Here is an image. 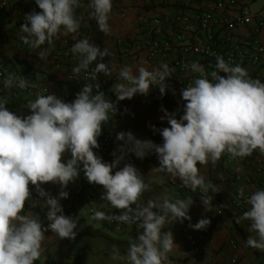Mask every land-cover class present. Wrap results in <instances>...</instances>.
<instances>
[{
    "label": "clouds",
    "instance_id": "clouds-1",
    "mask_svg": "<svg viewBox=\"0 0 264 264\" xmlns=\"http://www.w3.org/2000/svg\"><path fill=\"white\" fill-rule=\"evenodd\" d=\"M40 9L24 15L20 25L23 35L19 39L32 49H40L63 32L76 33L81 19L75 9L81 0H35ZM89 17L95 19L98 29L108 34V23L112 0H89ZM71 53L79 56L74 74L82 70L87 73L88 83L75 94V99L65 102L55 94H38L29 101L30 114L18 116L6 107L8 100L0 98V264H34L43 252L42 242L49 230L60 239H74L78 218L64 215L61 199L68 198L64 191L82 171L90 184L102 186L101 200L112 208L120 210L113 218L124 224H135L138 235L130 241L124 255L113 245L112 259L122 264H172L169 259L173 249L174 236L171 230L163 229L174 222L191 220L189 213L194 201L191 195L177 198L165 194L161 199H149L141 204L142 195L151 190L150 182L131 163L118 167L124 159L125 150L143 159L155 153L159 167L157 172L178 178L181 185L196 193L199 189L201 204L210 211L213 197L219 192L211 182L200 175L198 164H215L226 152L232 158L251 155L254 150L264 152V83L249 76L239 64L233 66L222 57H216L215 70L206 72L199 62L184 65L198 74L193 83L181 90L184 104L183 115L165 112L169 127L159 130L162 144L151 140H139L131 132L116 134L119 146L111 163L104 162L94 152L99 148L98 137L102 126L116 114L115 102L100 91L98 74L111 77L112 69L101 62L109 55L108 49L89 42L87 38L77 40ZM38 57L45 53L40 51ZM95 67L88 72L89 66ZM174 69L167 64L148 70L141 66L135 72L131 67H122L118 82L112 85L116 100L131 99L135 94L147 95L150 86H158L161 96L169 86L166 78ZM224 73L225 75H220ZM28 80L9 72L3 80L7 89L28 87ZM155 130V129H154ZM65 154L70 158L65 159ZM115 170V171H114ZM59 184L61 191L53 197L41 185ZM29 185L35 187L47 207V227L35 213H24L25 203L31 198ZM244 197V190H239ZM250 206L236 219L250 221L246 245L264 251V188H259L246 198ZM135 205V207H133ZM24 213V214H22ZM101 211L93 219H105ZM210 220L201 218L189 223L193 230H204ZM142 230V231H139ZM186 256L187 253H184Z\"/></svg>",
    "mask_w": 264,
    "mask_h": 264
},
{
    "label": "crops",
    "instance_id": "crops-1",
    "mask_svg": "<svg viewBox=\"0 0 264 264\" xmlns=\"http://www.w3.org/2000/svg\"><path fill=\"white\" fill-rule=\"evenodd\" d=\"M197 4H199L198 0H112V10L108 19L111 31L108 34L100 31L96 20H93L94 35L90 43L99 46L102 50L108 49L109 55L105 57V63L112 69V75L107 77L101 74V77L110 94V100L115 102L117 108L114 117L106 124L113 133L114 146L104 162L111 163L114 159V152L117 155L120 154L117 149L124 142L116 139V134L119 132H131L136 139L151 140L155 144H162L163 138L159 130L169 127L166 119L161 120V117L165 115L162 108L168 113H176V118L179 119L183 115L186 103L181 97L180 90L168 87L169 92L161 96L157 89L158 85L157 87L150 86V91L146 96L135 94L131 99L116 100L115 94L112 92V85L118 82V72L122 67H131L134 72L141 66L148 70L160 67L148 62L144 53L138 55L124 53L122 51L124 39L140 35L141 18L148 10L163 13L184 5L195 6ZM249 6L264 18V0H249ZM90 11L91 9H89ZM6 20L0 16V58L18 64L27 63L31 69H36L35 67L43 64L47 53L44 52V57L40 58L37 55L40 51L37 49L22 50L17 45L16 38L17 34H21V23L17 19H12L11 22ZM15 28L18 29V32L12 31ZM48 72L50 77L55 75L53 71ZM157 100L158 103L160 102L161 108L156 110L153 104ZM6 107L14 114L18 113L16 108ZM254 157L261 158L264 162V152L257 149L251 155L232 158L231 161L224 159L222 155L215 164L209 162L205 165H197L200 175L205 178L206 183L211 182L219 189V192L216 193L209 192V195L213 197L210 211H205L201 204V194L184 188L178 178L155 170L156 167H159V162L154 152L140 159L125 150L124 159L118 167H122L125 163H131L147 182H150L151 190L141 197L139 201L141 204L146 203L149 199H161L165 194H173L177 198L192 196L194 203L188 213L191 220H184L183 223L177 221L163 229V231H172L174 243L177 245L169 256L172 264H220L231 253L228 246V241L231 239L238 244L240 264H264V251L246 245V239L250 235L243 220L239 224L236 223V219L241 215L231 204L236 184L232 180L234 171L239 170L242 174L241 186L250 195L255 190L264 188L260 173L252 165L251 160ZM55 185L45 183L41 187L55 197L57 196ZM103 191L102 186L94 185L86 191L85 196L79 197L82 199V203L79 205L85 208L80 216L76 214L72 201H69L63 209V214L78 218L77 228L74 229L75 238L60 239L49 230L45 233V240L42 242L41 257L34 264H122L121 261L112 259L113 245L119 249L121 255H124L130 241L135 240L138 235V229L134 224L132 228L115 231L103 219H93L94 213L100 211L102 207L112 208L107 201L101 200ZM60 204L63 205L61 200ZM26 213L38 214L43 226L47 227V207L42 198L38 197L37 202L30 204ZM201 218L210 220L206 229L193 230L189 227V223L195 224ZM184 227L195 232L200 247L198 255L193 254L186 245L183 234ZM184 253L187 255L185 256Z\"/></svg>",
    "mask_w": 264,
    "mask_h": 264
},
{
    "label": "built area",
    "instance_id": "built-area-1",
    "mask_svg": "<svg viewBox=\"0 0 264 264\" xmlns=\"http://www.w3.org/2000/svg\"><path fill=\"white\" fill-rule=\"evenodd\" d=\"M89 0H81V6L75 9L81 26L76 33L64 32L53 38L52 45L45 43L38 51L47 53L45 62L36 69H31L27 63H15L0 58V98L8 100L6 106H12L18 110L16 115L26 116L30 114L27 108L29 101L34 100L38 94H55L65 102H71L88 83L87 73L82 70L74 74L73 69L78 66L79 56L71 53L73 44L83 38L92 41L94 35L93 20L89 17ZM195 6L184 5L172 11L157 13L148 10L141 18L140 35L137 37H126L122 43V51L131 55L145 54V58L153 65L161 66L167 64L174 69L171 77L166 78V84L173 90H182L193 83L198 74L192 73L184 65L199 62L205 67L206 72L215 70L216 57H222L226 62L235 66L239 64L247 69L250 77L259 79L264 83V18L259 12L253 11L249 6V0H198ZM39 12L35 0H0V16L11 22L17 19L24 23V15L31 11ZM17 34V45L22 50L31 49L22 43ZM105 63V60L103 61ZM95 63L89 66L88 72L95 67ZM34 68V67H33ZM48 71H53L50 77ZM9 72H16L24 76L29 84L26 89L12 87L7 89L3 80ZM220 75H225L220 73ZM100 91H103L108 99L110 94L106 84L98 74ZM99 148L94 152L106 160L114 146L113 133L105 125L102 126L101 135L98 137ZM70 158L65 154V159ZM223 158L231 161L228 153ZM252 165L260 173L264 183V162L261 158L254 157ZM235 186L231 204L242 216L249 209L246 198L250 194L244 189V197L239 196L242 188V174L238 171L232 173ZM145 182L147 180L144 178ZM84 177L83 172L76 179L73 194L85 196L86 191L92 186ZM32 193L31 198L26 201L24 213L28 206L38 201V194L34 186L29 185ZM149 193L145 192L143 195ZM199 193V189H197ZM200 194V193H199ZM142 195V196H143ZM101 212L106 214L104 222L115 231H123L132 228L134 224H124L113 218L120 214V210L110 207H102ZM22 213V214H24ZM249 235L250 221L243 220ZM186 245L192 253L198 255L200 247L195 232L186 227L183 228ZM231 253L220 264H240L241 257L238 253V244L235 240L228 241Z\"/></svg>",
    "mask_w": 264,
    "mask_h": 264
},
{
    "label": "rangeland",
    "instance_id": "rangeland-1",
    "mask_svg": "<svg viewBox=\"0 0 264 264\" xmlns=\"http://www.w3.org/2000/svg\"><path fill=\"white\" fill-rule=\"evenodd\" d=\"M255 6V5H254ZM16 30L15 32H18V29L15 28V29H12V31ZM22 33V32H21ZM159 86V85H158ZM158 89V87H157ZM159 91V89H158ZM169 92V89L166 88L165 90V93H168ZM160 103V102H159ZM159 103H158V100L153 104V107L157 110V109H160L161 107L159 106ZM82 173V171L80 172V174ZM75 183H76V180L74 182H70L67 187L65 189H63L64 191H67L68 192V198L67 199H61V201L63 202V205H62V208L65 209V207L68 205L69 201L71 200L72 201V204L74 205V208H75V211H76V214L78 216L81 215V213H83L85 211V208L82 206V205H79L80 203H82V199L75 196V194H73V190H74V187H75ZM56 187V191H57V194L59 191H61V188H60V185L59 184H56L55 185Z\"/></svg>",
    "mask_w": 264,
    "mask_h": 264
},
{
    "label": "trees",
    "instance_id": "trees-1",
    "mask_svg": "<svg viewBox=\"0 0 264 264\" xmlns=\"http://www.w3.org/2000/svg\"><path fill=\"white\" fill-rule=\"evenodd\" d=\"M98 42V44H99V40L97 41ZM104 60H105V58H104ZM38 210V209H37Z\"/></svg>",
    "mask_w": 264,
    "mask_h": 264
}]
</instances>
